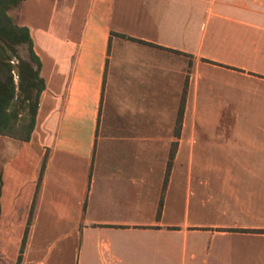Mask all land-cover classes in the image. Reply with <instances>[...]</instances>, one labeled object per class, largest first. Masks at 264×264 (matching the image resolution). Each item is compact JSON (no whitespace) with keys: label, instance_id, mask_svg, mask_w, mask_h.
<instances>
[{"label":"crops","instance_id":"1","mask_svg":"<svg viewBox=\"0 0 264 264\" xmlns=\"http://www.w3.org/2000/svg\"><path fill=\"white\" fill-rule=\"evenodd\" d=\"M10 14L46 87L0 136V264H264V0Z\"/></svg>","mask_w":264,"mask_h":264},{"label":"trees","instance_id":"2","mask_svg":"<svg viewBox=\"0 0 264 264\" xmlns=\"http://www.w3.org/2000/svg\"><path fill=\"white\" fill-rule=\"evenodd\" d=\"M23 1L0 0V136L28 142L36 127L40 97L46 85L29 29L19 26L10 14ZM21 49L27 52L26 60L20 57ZM15 61H18L17 66ZM16 70L19 82L16 81ZM45 166L46 162L42 175ZM2 184L0 173V217ZM25 243L26 239L23 246Z\"/></svg>","mask_w":264,"mask_h":264},{"label":"rangeland","instance_id":"3","mask_svg":"<svg viewBox=\"0 0 264 264\" xmlns=\"http://www.w3.org/2000/svg\"><path fill=\"white\" fill-rule=\"evenodd\" d=\"M19 54H20V57L23 60H26L27 59V52L26 51H24V50L21 49L20 52H19ZM14 63H15L16 66L18 65V61H15ZM17 72L18 71L16 70V81L19 82V77H18V73Z\"/></svg>","mask_w":264,"mask_h":264}]
</instances>
